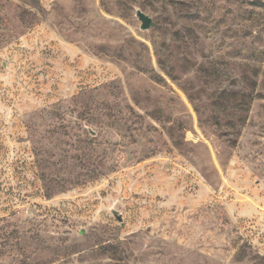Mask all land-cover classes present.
Segmentation results:
<instances>
[{"label":"rangeland","instance_id":"374dc122","mask_svg":"<svg viewBox=\"0 0 264 264\" xmlns=\"http://www.w3.org/2000/svg\"><path fill=\"white\" fill-rule=\"evenodd\" d=\"M0 264H264V0H0Z\"/></svg>","mask_w":264,"mask_h":264},{"label":"water","instance_id":"95a60500","mask_svg":"<svg viewBox=\"0 0 264 264\" xmlns=\"http://www.w3.org/2000/svg\"><path fill=\"white\" fill-rule=\"evenodd\" d=\"M141 20L143 21V25H144L143 27L147 28L149 25V20L144 16H141Z\"/></svg>","mask_w":264,"mask_h":264}]
</instances>
